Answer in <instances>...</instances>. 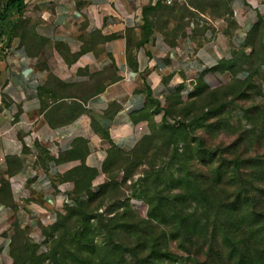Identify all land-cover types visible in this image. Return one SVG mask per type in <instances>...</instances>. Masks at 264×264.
Masks as SVG:
<instances>
[{
	"label": "rangeland",
	"instance_id": "obj_1",
	"mask_svg": "<svg viewBox=\"0 0 264 264\" xmlns=\"http://www.w3.org/2000/svg\"><path fill=\"white\" fill-rule=\"evenodd\" d=\"M249 8L256 13L257 31L246 38V46L229 62L198 75L188 95L151 104L154 112L143 116L147 130L132 152L113 150L106 136L100 135L106 152L101 171L80 163L63 178L69 183L67 194L76 198L77 205L85 204V214L63 206L42 218L36 232L18 228L11 264H29L33 257L41 264L63 260L64 264H138L128 253L116 251L115 245L135 248L139 259H144L153 244L147 231L166 234L160 250L170 256L145 264H230L226 259L231 245L224 239L227 227L247 230L252 243L264 238V221L253 215L254 211L264 214V0L252 1ZM146 16V25L160 31L168 44L189 37L197 46L236 30L231 0H189L177 8L156 7ZM218 168L221 171L216 173ZM193 174L206 183L208 202H232L238 195L245 203L239 212L226 210L221 215L224 227L218 222L216 243L192 238L198 249L203 247L198 261L184 250L195 253L192 242L184 246V236L172 239L170 227H160L148 217L155 209L198 219L214 212L216 206L207 209L205 202L199 203ZM218 179L219 186L208 188ZM246 188L255 200L254 209L251 199L244 202ZM160 199L162 205L157 203ZM130 225L142 233L130 234ZM192 227L190 221L188 233Z\"/></svg>",
	"mask_w": 264,
	"mask_h": 264
},
{
	"label": "crops",
	"instance_id": "obj_2",
	"mask_svg": "<svg viewBox=\"0 0 264 264\" xmlns=\"http://www.w3.org/2000/svg\"><path fill=\"white\" fill-rule=\"evenodd\" d=\"M252 1L231 0L234 33L197 47L189 37L168 44L152 27L145 40L153 0H24L0 42V264H11L16 228L36 232L63 207L69 171H101L100 135L120 152L136 148L148 92L158 103L188 95L245 47Z\"/></svg>",
	"mask_w": 264,
	"mask_h": 264
},
{
	"label": "trees",
	"instance_id": "obj_3",
	"mask_svg": "<svg viewBox=\"0 0 264 264\" xmlns=\"http://www.w3.org/2000/svg\"><path fill=\"white\" fill-rule=\"evenodd\" d=\"M189 1V0H188ZM156 7H163V8H177L179 6H175V7H166L163 5H157ZM155 7V8H156ZM25 8L24 5V0H0V42L2 41V38L4 36H7L6 33V29L8 27L11 26L12 24V17L14 15H20L23 10ZM154 8H148L144 10V17L146 15L147 12L152 11ZM149 29V27L146 25V20H145V24L143 27V31H144V36H145V40L147 39V30ZM257 31L256 28V24L254 25V27L251 29V31L248 33L247 37L252 35L253 33H255ZM264 40V39H263ZM201 45V44H200ZM200 45H197V47H199ZM246 46V44H245ZM234 56V55H233ZM226 63V62H224ZM223 64V63H221ZM148 97V103L150 105V107L152 106L151 104H158V102L154 101L151 99L150 93L148 92L147 94ZM176 97H180V96H176ZM175 98V97H172ZM153 110V109H152ZM154 112V110L152 111ZM112 147V146H111ZM113 148V147H112ZM115 151H118L116 149H113ZM120 152V151H118ZM123 153V152H121ZM127 154V153H126ZM221 171V168H218L215 172H219ZM189 175L191 174V172H188ZM195 177L196 179H193L194 181H192L195 184H193L194 186H196L194 189L197 191V195L200 199L199 203L205 202L206 204V208L210 209V206H216L214 212L213 211H208L203 213L202 218H195V215H189V214H172V215H168L166 213H163L161 211H158L157 209L153 210L152 212H150L148 214L149 219L158 224L160 227L163 226H168L170 227L169 231H170V237L172 239H177L180 236H184V246H190L188 244H191L192 242V238L193 237H197L196 241L199 242L200 240H208V238H210L212 240V242L216 243V235L218 233L217 230V226H218V222L220 223V225H222L224 227L223 224H221V215H223V213H226V210L230 211L231 213H236L239 212V209H241L243 206H245V203L241 202L240 196H236V198L232 201V202H225V203H220V201H215L214 204H212L209 200V202L207 201L206 197H205V192L206 189L204 187L205 184H203L202 182H198L199 180L197 179L198 176L196 174L191 175V177ZM202 177V176H201ZM221 177V176H220ZM206 181V179H200V181ZM189 181V180H188ZM198 182V183H197ZM221 182V179L215 180V182H210V185L208 186V188L210 186H219ZM189 183V182H188ZM241 186V184H240ZM245 189V187H244ZM250 190H248L246 188V196L244 198V202H247L249 199L251 204L250 207L251 208H255V200L250 198L249 196ZM69 199L72 202V206L68 207V206H64L65 209H77L76 211H78L81 214H85V211H83L84 205L85 204H78L77 205V200L75 197L73 196H69ZM163 200L160 199L158 200V204L162 205ZM169 203V202H168ZM80 214V215H81ZM230 215V213H228V216ZM253 215L255 216V218H262L264 221V214H260V213H256L255 211L253 212ZM230 217V216H229ZM228 218V217H227ZM226 218V219H227ZM201 220H203L204 225H202V228L200 226L201 224ZM193 223V227H192V233H188V228L187 225L189 224V222ZM227 225V224H226ZM177 226V230H175V228H171V227ZM189 227V226H188ZM197 227L198 230H197ZM251 225L247 228L248 230H250ZM226 228V227H225ZM18 228L15 229L14 232V239L13 242L15 240L16 237V230ZM228 231L227 234L225 232V240L230 242V250H229V255H228V259H226L230 264H264V238L262 240H259L257 242L252 243L251 242V235H248L245 230L243 231L242 229L239 230V226L236 227H227ZM128 230L130 234L133 235H139L142 233V230L139 229L138 226L136 225H130L128 226ZM187 230V231H186ZM197 230V231H196ZM263 230H264V224H263ZM26 231V230H25ZM194 231H196V234L194 235ZM205 231V233H204ZM28 232V231H27ZM203 232V235H201ZM210 234H209V233ZM146 231H144V236H145ZM180 233H182L180 235ZM188 233V234H187ZM147 234L149 235V237L153 240V244H152V248L151 251L148 255V257L144 258V259H139V255L136 251V249H130V248H125L121 245H115L116 251H118L119 253H128L130 256H132V258H134V260L136 261V263L138 264H145L148 260L150 259H154L156 261H159L160 259L167 257L168 255L170 256L169 253H162L161 252V248H160V242H162L161 240H164L166 238V234L163 232L162 234H153L152 231H147ZM106 235H108V237H111L110 231L106 230ZM210 237H209V236ZM263 235H264V231H263ZM202 236V237H201ZM232 238V240H231ZM186 241V242H185ZM12 242V244H13ZM203 242V241H202ZM193 243V242H192ZM12 244L10 247V252L12 249ZM194 245L196 244L195 242L193 243ZM204 245V244H203ZM196 246V252L195 253H191V250H185V253L188 255V257H193L194 260L198 261L197 258L200 255V251H202L203 247H199V249ZM9 252V253H10ZM238 256H237V255ZM235 256H237V260H235ZM42 260L36 259V258H31L29 260V264H41ZM64 262V260H63ZM60 263V264H64V263Z\"/></svg>",
	"mask_w": 264,
	"mask_h": 264
},
{
	"label": "built area",
	"instance_id": "obj_4",
	"mask_svg": "<svg viewBox=\"0 0 264 264\" xmlns=\"http://www.w3.org/2000/svg\"><path fill=\"white\" fill-rule=\"evenodd\" d=\"M187 1L188 0H153V4H154V6L163 5L166 7H175V6H182ZM53 172H56L55 166H51L50 173H53ZM61 202H62L63 206H68V207L72 206V202L69 199V197H67V196H63L61 198Z\"/></svg>",
	"mask_w": 264,
	"mask_h": 264
}]
</instances>
